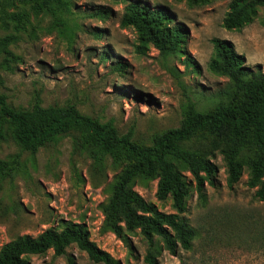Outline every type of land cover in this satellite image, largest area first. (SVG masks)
Masks as SVG:
<instances>
[{
  "label": "rangeland",
  "instance_id": "1",
  "mask_svg": "<svg viewBox=\"0 0 264 264\" xmlns=\"http://www.w3.org/2000/svg\"><path fill=\"white\" fill-rule=\"evenodd\" d=\"M70 1L66 26L59 27L49 16H34L26 6H4L0 0V37L14 35L8 47L20 58L8 70L0 55V91L12 106L28 107L37 95L43 106L70 102L101 122L111 121L119 133L130 130L135 141L149 144L153 134L179 125L189 103L211 109L218 89L226 85V77L207 68L211 38L230 40L245 65L264 72L262 7L250 23L227 30L222 20L231 0L203 5L143 0L166 10L183 28L182 51L163 56L151 45L139 52L134 29L120 25L127 0ZM22 8L30 23L16 30L7 14ZM103 50L108 57L101 60ZM190 143L202 144L196 137ZM16 154L17 171L0 177V246L48 227L59 230L60 220H69L84 222L90 240L120 264H152L145 258L149 243L138 230L121 239L102 227L101 204L123 164L85 145L76 131L33 154L11 139L0 142V159ZM212 160L218 167L215 185L205 186L204 202L193 192L181 214L195 231L190 248L178 244L171 254L156 242L153 264H264V201L256 200L254 188L246 185L245 165L239 181L228 187L222 156L216 153ZM133 187L160 210L174 212L170 198L156 197V180L137 178ZM69 255L76 264H102L73 244L63 255L49 249L27 259L30 264H67Z\"/></svg>",
  "mask_w": 264,
  "mask_h": 264
},
{
  "label": "trees",
  "instance_id": "2",
  "mask_svg": "<svg viewBox=\"0 0 264 264\" xmlns=\"http://www.w3.org/2000/svg\"><path fill=\"white\" fill-rule=\"evenodd\" d=\"M1 1L4 6H26L34 16H49L59 27L66 26L72 6L70 0ZM185 1L203 5L211 0ZM259 7L264 9V0H231L222 20L223 28L240 29L253 20ZM96 13L101 15L103 11L98 9ZM7 17L16 30L30 23V14L23 8ZM120 25L134 29L139 52L151 45L168 56L180 53L185 43L183 28L174 18L143 0H127ZM14 41L12 34L0 37V55L8 70H13L11 61L20 60L8 47ZM211 43L213 54L207 68L228 79L218 89L213 107L200 110L189 103L179 125L153 134L149 144L135 141L130 130L119 133L111 121L101 122L82 113L73 103L43 106L37 95L28 107H15L2 91L0 142L11 139L20 150L33 154L63 134L78 132L85 145L111 157L114 163L123 164L110 185L109 196L101 204L102 227L121 239L138 230L149 243L145 258L152 264L156 242L171 254L178 244L189 249L195 231L181 214L187 210V199L193 192L204 202L205 186L215 185L218 167L212 159L216 153L224 161L227 186L239 181L245 165L246 185L254 188L256 200L264 201V72L245 65L244 56L235 51L230 40L213 37ZM99 55L101 60L108 57L106 50ZM195 137L202 144L192 146L190 142ZM19 163L18 154L0 159V177L13 175ZM137 178L156 180V197L170 198L174 212L162 211L146 201L133 187ZM60 223L59 230L48 227L36 236L24 234L1 245L0 264H30L28 255L44 254L49 249L55 256L63 255L72 244L94 263L120 264L90 240L84 222ZM67 264H76L70 255Z\"/></svg>",
  "mask_w": 264,
  "mask_h": 264
}]
</instances>
